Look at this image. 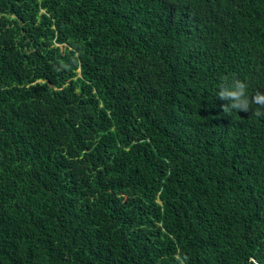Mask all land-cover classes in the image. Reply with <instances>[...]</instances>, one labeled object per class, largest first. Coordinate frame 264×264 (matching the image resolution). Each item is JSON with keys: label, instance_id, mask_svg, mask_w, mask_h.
<instances>
[{"label": "trees", "instance_id": "1", "mask_svg": "<svg viewBox=\"0 0 264 264\" xmlns=\"http://www.w3.org/2000/svg\"><path fill=\"white\" fill-rule=\"evenodd\" d=\"M257 97L264 0H0V264H264Z\"/></svg>", "mask_w": 264, "mask_h": 264}, {"label": "clouds", "instance_id": "2", "mask_svg": "<svg viewBox=\"0 0 264 264\" xmlns=\"http://www.w3.org/2000/svg\"><path fill=\"white\" fill-rule=\"evenodd\" d=\"M222 95H223V94H222ZM229 95H232V96H237V95H238V93H235V92H233V93H229ZM260 99H264V98L257 97V100H260ZM225 111H227V109H225Z\"/></svg>", "mask_w": 264, "mask_h": 264}]
</instances>
